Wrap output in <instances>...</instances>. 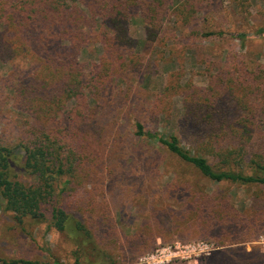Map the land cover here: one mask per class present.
I'll use <instances>...</instances> for the list:
<instances>
[{"label":"trees","instance_id":"obj_1","mask_svg":"<svg viewBox=\"0 0 264 264\" xmlns=\"http://www.w3.org/2000/svg\"><path fill=\"white\" fill-rule=\"evenodd\" d=\"M232 1L241 13L249 8V0ZM206 8L207 0H0V62L15 70V105L33 120L28 139L18 145L21 155L0 146V203L14 226L24 231L28 221L47 224L71 244L72 264H117L110 246L123 242L122 248L135 252L166 230L244 233L258 227V219L264 220V65L235 53L226 55L222 69H205L214 72L207 74L205 88L184 91L175 134L146 130L133 119L129 158L137 174L153 175L162 156L176 170L174 181L160 191L159 205L147 202L149 211L134 233L120 234L106 201L96 200L100 174L126 176L125 162L105 163L107 126L96 122L97 104L127 74L142 69L138 45L165 43L186 28L202 41L226 38L243 46L248 39L246 33L192 29ZM135 20L142 42L129 34ZM256 32L264 37V27ZM91 44L100 52L87 69L80 54ZM160 102L156 98L154 116L164 111ZM16 171L30 181L17 180ZM90 179L91 190H83ZM201 180L253 189L250 207L235 210L228 194L209 193ZM0 264L48 263L0 259Z\"/></svg>","mask_w":264,"mask_h":264},{"label":"rangeland","instance_id":"obj_2","mask_svg":"<svg viewBox=\"0 0 264 264\" xmlns=\"http://www.w3.org/2000/svg\"><path fill=\"white\" fill-rule=\"evenodd\" d=\"M207 5L208 8L198 15L192 29L206 33H246L249 37L243 46L238 41L226 38H214L210 41L195 39L189 36L187 28L181 32L175 30L174 39L170 36L165 43L138 45V54L143 57V67L139 73L127 74L111 88L106 100L98 101V104L96 99L93 101L98 105L96 122L100 121L107 126L105 163L114 165V162H125L123 167L126 176L115 179L105 170L104 178L100 174L101 190L96 193L99 203L106 201L108 204L113 223L120 234L134 233L140 216H145L149 211L150 204L147 202L153 201L159 205L162 201L159 199L160 191L174 181L176 174L173 166L165 164L168 161L165 156L159 160L158 170L153 175L149 174L147 178L137 174L139 167L136 161L129 158L132 156L129 137L135 131L133 119H139L146 130L156 129L166 136L175 134V121L184 111V91L205 88L208 85L207 74L222 69L227 54L235 53L264 65V37H255L256 31L264 27V0H249V8L245 13L239 12L232 0H207ZM169 31L171 32L170 29ZM129 34L136 42L144 41L139 20L131 22ZM99 52V46L91 44L80 54V60L87 69L97 61ZM209 67L213 71L205 70ZM14 72L9 64L0 62V146L11 148L14 155L19 156L22 152L18 145L25 144L33 120L31 115L15 105ZM156 98L161 99V109L164 111L160 110L161 113L154 116L152 107ZM149 146L152 147L151 144ZM145 151L147 154L146 149ZM13 175L17 180L30 181L20 171ZM187 176L194 179L188 172ZM94 182L92 179L86 180L81 188L90 191ZM201 183L209 193L228 194L230 205L237 211H245L251 205L253 189L243 190L233 185L214 184L206 180H201ZM178 198L177 201H181L180 194ZM258 221L257 228L244 233L234 228L214 231H203L197 227L188 230L179 228L177 231L161 232L162 236L145 244V249L132 252L120 246L123 242L110 246V249L117 264H139L145 255L159 246L212 243L219 246L218 251L176 260L170 264H264V220ZM230 234L238 238L228 239L227 235ZM231 240L235 244H229ZM216 243L223 244L220 246ZM71 250V244L47 224L31 225L28 221L25 230L20 231V228L12 224L10 213L4 212L0 203V259H23L48 264H52L55 259L60 264H72L73 259L69 255Z\"/></svg>","mask_w":264,"mask_h":264},{"label":"built area","instance_id":"obj_3","mask_svg":"<svg viewBox=\"0 0 264 264\" xmlns=\"http://www.w3.org/2000/svg\"><path fill=\"white\" fill-rule=\"evenodd\" d=\"M219 250V246L208 243L192 245H179L157 247L154 251L145 255L139 264H170L176 260L190 259L202 254H209Z\"/></svg>","mask_w":264,"mask_h":264}]
</instances>
